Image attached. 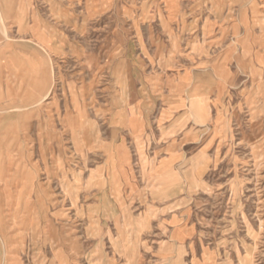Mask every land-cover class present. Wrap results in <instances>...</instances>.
Wrapping results in <instances>:
<instances>
[{"label":"rangeland","instance_id":"1","mask_svg":"<svg viewBox=\"0 0 264 264\" xmlns=\"http://www.w3.org/2000/svg\"><path fill=\"white\" fill-rule=\"evenodd\" d=\"M2 47L42 53L52 74L32 109L0 112L24 123L0 126V187L23 166L49 193L41 245L80 259L83 244L89 264H195L170 259L186 248L166 221L192 203L200 264H264V0H0ZM178 76L187 115L140 133L139 111L163 112ZM185 126L189 157L163 171L160 147ZM130 178L142 188L125 198L118 181L114 198L110 180ZM173 188L187 196L167 208Z\"/></svg>","mask_w":264,"mask_h":264},{"label":"crops","instance_id":"2","mask_svg":"<svg viewBox=\"0 0 264 264\" xmlns=\"http://www.w3.org/2000/svg\"><path fill=\"white\" fill-rule=\"evenodd\" d=\"M5 50L4 47L0 48V112L32 109V103L44 100L50 92L49 88L53 80L52 74L50 75L48 70V60L42 53L36 52L29 55L25 50L23 52L15 51L11 53L12 56H9L8 60H5L4 55L9 54ZM187 84V77L184 76L174 78L173 82H166V97H172V99L163 112L158 114L155 113L154 107H150L147 111H139L140 133L148 129L156 119H165V122L173 123L183 121L190 105ZM148 98L150 99L143 100L144 97L139 99L142 103H147L148 100L149 102L154 101L152 95ZM155 101L157 102V100ZM12 121L5 125L20 126V124H24L14 122L18 121L17 119ZM177 124H170L168 128L173 129L177 127ZM5 125L0 124V126ZM189 130L190 127L186 126L184 129L180 128L177 130V136L160 147L162 151L160 164L163 171H172L180 162L189 157L188 149L192 146ZM19 168L16 169L17 175L14 177L12 186L0 187V264H78V261L80 264H89L88 259L83 257L85 254L83 244H81L82 256L80 259H75L63 248L58 249L54 255L49 245H41L38 229L39 214L48 210L49 193L37 190V186L34 185L36 170L24 169L23 166ZM110 181L113 185L112 195L116 199H120L122 193V189L116 186L118 181L124 184L125 198L128 195L133 197L142 188H138L136 185L137 178ZM166 196L169 200L165 207H176L181 203L182 197L187 196V193H182L181 188H173L168 190ZM150 197L152 196L148 195V198ZM167 212L166 221L170 230L169 244L177 249L186 248V252H183L182 256H174L170 259L191 260L195 261V264H200L202 251L199 229L194 217V204L190 203L182 208L167 210ZM82 235L83 233H81V237ZM87 236L86 232L85 238L83 236L86 242ZM97 243L98 240L95 241L96 245ZM86 254L88 255V249ZM120 263L121 260L116 257H112L108 261V264ZM92 264H104V261L97 257L93 258Z\"/></svg>","mask_w":264,"mask_h":264}]
</instances>
